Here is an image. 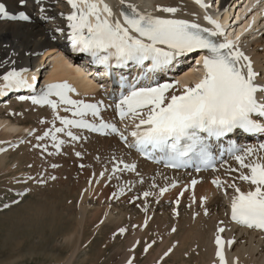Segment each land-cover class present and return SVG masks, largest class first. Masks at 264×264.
Returning <instances> with one entry per match:
<instances>
[{"label": "snow or ice", "instance_id": "6c2138e0", "mask_svg": "<svg viewBox=\"0 0 264 264\" xmlns=\"http://www.w3.org/2000/svg\"><path fill=\"white\" fill-rule=\"evenodd\" d=\"M36 2L40 3V0ZM67 2L73 9L66 17L73 47L89 53L99 64L123 67L129 62L143 65L145 61H150L146 73H155L170 65L177 57L197 50H207L208 54L202 59V78L194 86H185L179 95H169L173 88L170 83L137 87L136 83L125 85L122 78V86H127L129 90L116 105L118 115L122 120H138L129 133L134 138L130 147L137 148L143 155L161 152L171 167H181L193 160L207 165L212 159L208 143L210 139L219 140L237 130L246 133L264 132V124L258 123L254 118L264 120V99L258 98V94L264 95V84L257 83L261 74L254 70L251 59L232 41L218 42L213 39L223 36L224 32L220 24L211 17L205 16V20L212 25L209 29L174 18L178 11L176 7H157V11L173 17L166 18L141 13L135 6L128 5L129 11L120 13L122 19H115L112 9L104 0ZM194 2L206 7L202 0ZM18 3L23 7L26 0H18ZM40 11L43 12V8ZM0 19L27 21L29 17L24 12L12 16L6 11L5 5L0 3ZM0 79L4 82L0 95L4 94V89L27 86L21 72L16 70L7 72ZM73 91L67 84H53L39 98L32 99L33 104L48 105L54 112L60 104L66 105L68 107L65 111L79 118L56 116L55 119L63 127L46 131L39 139L51 136L54 147L59 150L64 141L58 140L56 133L64 132L72 140L78 139L71 131L66 132L71 127L100 133L109 130L119 134L121 141L127 140L114 125L103 120L98 125L88 123L84 117L88 114L99 117L100 106L71 99L68 93ZM51 95L58 97V101L50 100ZM259 148L264 150V144H260ZM229 151L241 150L232 146ZM242 151L243 155H235L234 158L241 168L248 169V173L242 174L239 179L253 187L244 192L235 184L230 185L235 190L230 204L231 220L238 225L264 231V157L245 163V159L253 156L255 150L248 147ZM124 168L134 170L135 166L125 164ZM117 170L119 169H113ZM37 182L42 184L44 181ZM196 183V180L191 182L193 186ZM213 184L220 187L217 180ZM165 191L167 189H161L160 195ZM143 195L147 197L149 193L145 192ZM119 231L122 234L125 229L121 228ZM224 231V228L218 227L214 241L215 256L219 264H226L225 241L220 235ZM233 243L232 240L227 241L229 247ZM127 264H132V261L129 260ZM233 264L236 262L233 261Z\"/></svg>", "mask_w": 264, "mask_h": 264}, {"label": "bare ground", "instance_id": "6f19581e", "mask_svg": "<svg viewBox=\"0 0 264 264\" xmlns=\"http://www.w3.org/2000/svg\"><path fill=\"white\" fill-rule=\"evenodd\" d=\"M0 1L7 4L8 11H25L29 17L27 21L22 23H6L0 19V77L11 70H18L26 68L27 66H38L37 62H42L38 60L40 52H44V57H46L60 50L58 49V44L54 42L55 39L58 40L66 37L71 31L68 28L69 22L66 20V17L71 11H73V9L68 2L58 0L59 2L57 4L55 0H40V3H37L36 0H26V4L20 8L18 0ZM113 1L114 3H112L111 9L114 18L116 17L117 19H120V10L123 9L129 11L128 5L135 6L141 13H151L154 16H162L166 18L173 17H170L167 13L157 11L156 9L158 6L176 7L178 11L175 13L174 18L177 19L194 21L195 16H197L194 8L189 3L182 2L181 0H124V3H121V0ZM228 1L229 0H222V4L226 6ZM104 2L109 3L110 0H104ZM235 4L236 3H234V5ZM41 8H43V12L40 11ZM259 33L258 37L252 43L247 44V47H245V44H241L239 49L245 51L250 57L253 56L255 58L257 61L255 66L257 70L262 72L264 77V31L260 30ZM58 64L59 68L55 67L52 69L49 66V81H59L69 85L74 89L73 92L68 93L73 100H95L97 102L103 100V94L101 93L91 96L88 95L93 91V85L84 74L72 72L69 69L68 64L63 61H60ZM190 78L191 77L185 78L184 81H181V84L186 85V82ZM178 81H180V79H178ZM0 83H2L1 87L3 88L4 82L2 79H0ZM72 83H76V85L72 86ZM163 83L173 84V88L169 95H179L183 92L182 89L172 80L163 79L160 81V84ZM51 100L58 101V99ZM24 105L26 106L27 104L24 103ZM15 106L16 105L13 107ZM27 108L29 109V107L26 106V109ZM65 108L66 106L60 104L55 112L50 110L49 106L44 110L46 111L47 116L50 117L52 115L55 116L54 114L58 113L57 111L62 112ZM1 109L3 108H0V110ZM30 110L34 111L33 114H31L32 116L39 113V109L37 108H30ZM110 110V107L107 106L106 110L101 112L99 117L94 119L100 121L104 115L111 116ZM63 115H66V118H70L67 117L69 115L68 113H63ZM52 117L50 118L52 119ZM13 123L14 122H11L8 118L3 117V119H0V138L10 140L13 134H17L19 135L18 139L24 141L25 136L23 135V131L25 128L20 127L19 124ZM42 127L47 128L45 126ZM77 131L79 130L77 129ZM44 133L45 132L40 134L39 137H42ZM86 135L88 136V134ZM107 137L113 138V136H106L104 138ZM88 138L91 142L93 140H96L97 142L98 140L99 146L96 145L97 147L92 146V148H90L91 153L98 158V160L94 159L96 162L94 161L95 163H93V167L91 166V168H93L92 172L94 177L91 178V175L90 178L91 180L97 178L100 180L95 183V186H91L88 183L87 185H90V187H87V185V188L85 189L81 187V189L84 190L81 192V198L79 197L80 202L78 206H81L82 208L77 212L81 226L70 235L66 234V241H70L74 237L83 236L84 227L90 225L91 219L92 222H96V225L95 229L90 232L87 240L95 234L96 229H102L103 231L106 229L104 227L112 226L115 230L111 236L119 234L121 228L125 229L121 240L123 241L124 249H117V260L115 264H127L129 260L132 261V264H136V262L141 259L136 256L137 250L140 246H142V251L147 249V251H145L147 254L144 252L142 254V256L146 258L144 264H155L157 259L165 253H167V255L162 258L160 264L166 263L170 258H189L190 254L195 255V264H219V261L215 256L216 245L214 241L217 228L222 227L225 229L221 237L225 241L224 254L226 257V264H233V261H235L236 264H264V238H257L254 233L234 229L227 226L224 221L223 209L225 207L226 196L230 192L229 183L234 178L233 173L225 169L220 171L223 177L220 187H212L208 183L205 174L197 175L199 181L195 185L193 192H186L184 194L182 207L172 213L170 200L176 194V191H174L175 188L179 187L180 184L186 180L185 176L176 175V181L179 182L178 186L174 183H168V177L164 175V172L157 174L156 167L139 160L133 152L125 149L124 146L120 145L114 138H108L110 140L107 139V142H99L103 137L89 135L85 139ZM49 139L50 138L45 137L40 140L44 141V145H46L49 141L47 143H45V141ZM25 142L28 143V140ZM75 142L78 143L77 141ZM75 142L74 144H76ZM24 143L22 145H24ZM260 144L262 143L256 144L253 156L247 157L245 163H249L253 159L259 157H264V150L259 148ZM73 145H70V147ZM88 150L89 149H87V151ZM89 155L92 160V154ZM71 159L72 158L70 157V160ZM6 160L7 156L1 154L0 168L6 166ZM258 162L261 161L258 160ZM81 164H85V162ZM125 164L134 165V170L125 169ZM65 165H67V163ZM78 165L80 166V164ZM68 166L70 167V165ZM72 166L73 165H71V167ZM89 166L90 165L85 168L88 169ZM60 167H62L61 164ZM101 167L105 169L103 175L99 172L101 170H99V168ZM233 167L238 169L242 174L248 172V169L241 168L238 162H234ZM83 168H81L82 171H84ZM114 168H118L119 170L113 171ZM58 169L59 168L55 169V171H59ZM85 172V175L82 174V176H85L84 179L88 177L86 180L88 181L89 176H87V172ZM89 172L91 171L89 170ZM66 175L68 174L66 173ZM215 180L219 181V179ZM94 182H96V180ZM150 183L152 184L151 187L149 186ZM78 184L80 185V182ZM242 184L248 183L243 181ZM92 185L94 184L92 183ZM96 185L101 187L99 194L97 191L100 189L97 190ZM111 188L113 190L116 189L114 194H112L113 192H110L109 189ZM161 189H167V191H165L163 195H160ZM145 192L149 193L147 197L143 195ZM222 192H224V194L221 195ZM122 193L125 199H123ZM111 195L112 198L110 199ZM130 198H133V204L128 203ZM103 200L104 202L102 203ZM201 201H203V203H201ZM186 204H189V210H184ZM130 206L134 208H130ZM138 207L142 210L139 211ZM128 210L132 212L129 213ZM150 216L151 219H149ZM99 225L102 226L100 227ZM151 234H153L152 239ZM228 240L234 241L231 247L227 245ZM75 251L76 250L71 254H68L63 262L59 264H74L78 259V253ZM84 260L81 259L80 261L83 262ZM84 262L87 263L86 261Z\"/></svg>", "mask_w": 264, "mask_h": 264}, {"label": "rangeland", "instance_id": "374dc122", "mask_svg": "<svg viewBox=\"0 0 264 264\" xmlns=\"http://www.w3.org/2000/svg\"><path fill=\"white\" fill-rule=\"evenodd\" d=\"M14 105L16 106L12 108V113H9L6 110H2V112L0 111V117L7 116L12 122H15L17 124L19 123L22 125L35 126L38 125V122L41 121L42 118H45L44 116L46 115V111L44 112L43 109L38 116H36V114L32 116L31 114H33L34 112L31 111L32 109H26V106L22 104ZM62 112L64 114L68 113L70 115L67 116L70 117L68 119H77V117H73L69 112ZM62 112L55 113V116L52 115L53 117H50H52L53 120H56L54 117H60V115L62 114L61 117L63 116V118H66V115H63ZM32 117L35 118L33 119ZM43 124H41V126H45L48 128V125ZM47 128L42 127V129H44L43 132H45ZM72 129L73 131L74 129L76 131H74L75 136L78 134V141H81L82 138L85 139L89 136L84 134L85 132H81L80 130L77 131L76 128ZM48 138L51 139V137ZM108 138L110 137H103L99 142H107L106 140ZM26 139L27 138H25L24 142L26 141ZM50 139L45 141V143H47L48 141L49 143L50 141L52 142V139ZM77 140L72 141L71 145H73ZM85 140L91 143V140L89 138ZM38 141L39 143H43L44 145V141H41L39 137ZM93 141L96 142V140ZM88 142L87 145L85 144V148L83 147L84 150H80L78 152L79 155L75 159L71 155H69L68 152H64L57 156L53 155L51 158H48L50 156L49 153H51V149H38L35 138L30 139L27 147H23L20 151H11L6 155V166L0 168V206L2 207V205L6 203H9L10 206L7 210H0V264H59L63 262L68 254L74 252V250H76L75 252L78 253V259L74 264H115L117 260V249H124L123 241H121L123 238L122 235L124 233H119L117 235L114 234L111 236V234H113V231L115 230L112 226L104 227L106 229H104L103 231L102 229H96L95 234L87 240L90 232L95 229L96 225V222H92L90 219V225L84 227L83 236L74 237L70 241L65 240L66 234L70 235L76 229L78 230L81 226V222L79 217L77 216V212L82 208L81 206H78L80 202L79 200L82 195V190L90 187V185L95 186V183L100 180H98V178H94L96 182H94L95 180L93 179L91 180V178L94 177V174L92 172L93 168H91V166L93 167V163H95V160H98V158L95 157L93 153H91L90 148H92V146H99L98 140L96 142L97 144L92 143L94 145L89 144ZM49 143H47L46 145H48ZM77 145L78 143L74 144L73 146L75 147ZM73 146L71 147L74 149ZM87 149L89 150L87 151ZM85 151L88 153H86ZM89 154H92L94 156L93 158V156L91 155L92 160L90 159ZM70 157L72 158L71 160ZM59 158L62 160V162ZM75 162L76 164H80V166L78 164L76 165ZM84 162L85 164H81ZM66 163L67 165H65ZM60 164L62 165V167L64 166L66 168L60 167ZM53 165H55V167H53ZM68 165H70V167ZM71 165H73L72 167L74 168H72ZM88 165H90L88 169L85 168ZM68 167L71 169H69ZM80 167H84L87 173L85 172L84 168V171H82ZM57 168H59V171H55V169ZM89 170L91 172H89ZM99 170L98 171L100 173H103V171H105L103 167L99 168ZM84 172L87 176H89L88 181H86L88 177L84 179L85 176H82V174L85 175ZM66 173L68 175H66ZM53 176L56 177V179H51V177ZM29 177L34 178V181L36 182L39 180H43L44 182L42 184L37 183V185L33 183V180L23 182V180L30 179ZM78 181L80 182V185L78 184ZM88 183L90 185H87ZM92 183L94 185H92ZM82 185H84L85 187ZM98 185H96V187L97 190L100 189L97 191V193L99 194V192L101 191V187L99 186V188ZM29 187V193H26L22 197L12 195V190H25ZM81 187L84 189H81ZM109 190L110 192H113L112 194H114V191L116 189L113 190L111 188ZM122 196L123 199H125L123 193ZM111 198L112 195L110 199ZM103 202L104 200L102 201V203ZM133 202V198H130L128 201L129 204H133ZM130 208L134 207L130 206ZM138 210L141 211L142 209L138 207ZM128 212L130 213L132 211L128 210ZM149 219H151V216L149 217ZM99 226L101 227L102 225ZM152 238L153 234H151V239ZM143 252L147 254V252L142 251V246H140L137 250L136 256L140 257L141 259H139L136 264H144L146 258L142 256ZM194 256L195 255L190 254L189 258H170L164 264H195L196 260ZM81 259L86 261L87 263H85L84 261L81 262Z\"/></svg>", "mask_w": 264, "mask_h": 264}]
</instances>
